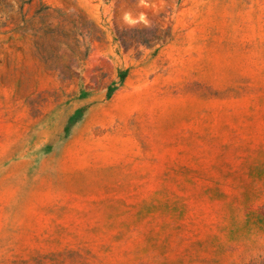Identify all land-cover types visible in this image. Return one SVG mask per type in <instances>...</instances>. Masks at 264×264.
<instances>
[{
	"label": "rangeland",
	"instance_id": "obj_1",
	"mask_svg": "<svg viewBox=\"0 0 264 264\" xmlns=\"http://www.w3.org/2000/svg\"><path fill=\"white\" fill-rule=\"evenodd\" d=\"M0 264H264V0H0Z\"/></svg>",
	"mask_w": 264,
	"mask_h": 264
}]
</instances>
